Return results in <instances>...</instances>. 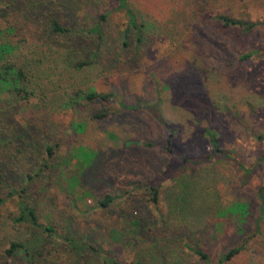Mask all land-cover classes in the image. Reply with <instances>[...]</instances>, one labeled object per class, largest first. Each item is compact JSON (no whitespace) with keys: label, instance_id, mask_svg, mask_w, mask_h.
Returning <instances> with one entry per match:
<instances>
[{"label":"rangeland","instance_id":"1","mask_svg":"<svg viewBox=\"0 0 264 264\" xmlns=\"http://www.w3.org/2000/svg\"><path fill=\"white\" fill-rule=\"evenodd\" d=\"M97 1L98 10L107 16L101 29L118 59L114 69L103 73L100 64L81 71L66 65L63 42L34 37L32 25L39 29L45 18L28 22L0 0V27L21 28L5 38L16 47L9 60L25 69L36 93L29 103L19 102L13 118L20 127L35 120L45 129L37 160L31 163L26 152L19 156L1 142L0 264H29L27 253L35 257V264H103L97 255L76 258L66 239L108 253L113 247L108 241L111 231L123 226L119 207L128 201L113 210L95 205L106 194L121 192L133 194L130 198L142 205L139 214L147 216L157 235L165 226L171 231L179 225L180 242L170 246L167 264L175 259L180 264H205L184 249L185 241L206 252L212 264L229 247L248 241L226 264H264V216L257 197L264 193V0H127L139 23L145 21L150 28L143 44L136 43L132 32L130 49L135 56L130 64L119 40L126 19L114 10L117 0ZM44 13L64 23L68 19L55 9L44 7ZM221 14L254 27H223L216 19ZM91 88L111 97L93 104L77 97L70 103L75 92ZM152 106L174 130L177 155L161 148L165 130L149 110ZM95 112L107 116L93 119ZM208 131L216 133L225 156L208 158ZM50 145L55 149L48 159L45 148ZM81 149L98 154L96 175L84 167ZM46 158L49 167L38 174ZM165 175L174 183L162 181ZM158 179L164 187L157 208L162 219L149 202L148 186ZM10 190L19 194L10 196ZM176 197L189 212L173 207ZM20 202L33 208L41 227L52 232L18 224ZM236 203L247 206L242 220L217 216ZM183 229L195 231L192 240L184 239ZM12 243L22 248L9 259L6 251ZM144 245L148 253H155V243ZM141 247L133 252L114 248L112 253L131 262Z\"/></svg>","mask_w":264,"mask_h":264},{"label":"trees","instance_id":"2","mask_svg":"<svg viewBox=\"0 0 264 264\" xmlns=\"http://www.w3.org/2000/svg\"><path fill=\"white\" fill-rule=\"evenodd\" d=\"M4 7L12 13L19 14L28 22H33V20H42L45 18V24L37 29L34 25L32 32L35 38L39 40H45L63 44L65 48V64L70 63V67L74 70H83L84 68H90L94 65L102 66L100 70L103 72H109L114 69L118 59L113 55L112 42L108 39V36L101 29V23L106 20L107 16L104 15L100 10H98L97 0H4ZM51 11L53 9L59 11L63 16L67 17V22H61L59 19L55 18L53 15H47V13L42 14V10ZM114 10L122 12L125 16V28L119 35V40L121 42L122 48L125 47L126 60L128 64L132 63L131 60L134 59L135 52L131 48V36L132 32H135L136 43L143 44L144 40H147L145 32L150 28L147 27L145 21L139 23L138 16L135 11H133L127 0H117L116 7ZM47 15V16H46ZM91 17L96 18L95 21ZM216 19L223 25V27L231 26H246V29H251L254 26L252 24L238 21L227 15H217ZM96 22V23H92ZM20 27V26H19ZM17 25H7L5 28L0 27V176L3 172V148L1 142L6 141V145H11L16 153L23 157V153H27L29 162H34L37 160L36 152L39 146V140L44 134V126L37 124L35 120H30L25 127H20L14 120V112H17L19 107V102L24 104L29 103L30 99L36 95L35 91L29 86L30 79L28 73L25 69L18 67L17 65L10 62L9 57L16 50V47L9 42L5 41V38L9 35L16 34L17 28L21 30ZM147 27V28H146ZM100 64V65H99ZM79 98L81 101H86V104H93L97 100L107 101L111 97V94L97 93L95 89H89L87 91L75 92L73 99L70 98V103ZM76 106H82L80 101L75 102ZM156 106H152L149 110L153 116L162 124L165 130V140L163 146L161 147L165 153L171 155H177V152L172 147L173 136L175 134L172 127L168 126L159 116ZM107 114L104 113H93L91 117L93 119L105 118ZM76 125V124H75ZM79 127L80 131L84 130L83 125H76ZM207 138L210 142V156H225L224 151H222L218 146V141L216 133L208 131ZM145 148H151L152 145L147 142H142L141 144ZM55 147L47 146L45 148V154L49 159L54 154ZM80 157L84 167H90V171L96 175L97 169L99 171L101 161L99 158H94L98 154L89 153L86 154L82 149L80 150ZM42 160L38 170V174L43 173L44 169L49 166L48 159ZM91 175V174H90ZM91 177L94 178L93 175ZM30 179V177H29ZM162 181H174L175 179L171 175H165L161 178ZM161 179L156 180L154 183L150 182L149 193L151 198H149L150 205L155 209L156 216L162 219V213L159 206L160 196L162 190L164 189ZM76 181H78L76 179ZM75 181V182H76ZM95 181V178L93 182ZM174 183V182H172ZM175 184H179L178 182ZM139 188V187H138ZM264 189V187H263ZM10 196L14 194H19V192L10 190ZM133 197V194H126L121 192L120 194H106L103 198L95 205L96 208L102 210H113L115 207H119L120 204L126 202L128 204L123 207H119L121 211V217L123 219V226L121 225L117 229H113L109 236V242H112V246L108 253H101L99 250H93L92 245H86L78 243L74 245L70 239H66L72 246L74 250V255L76 258L86 259L91 255H97L99 258L102 257L103 264H167L166 261L171 257L170 246L177 247L179 237L177 235V227L171 231L169 227H164L161 231L160 236L152 229V223L147 218L145 214H139L142 205L134 201L133 199L127 200ZM257 197L261 204V215L264 216V193L260 191ZM75 198V196H74ZM181 198L176 197L172 199L173 207L180 212H189L188 209H182ZM185 200V199H184ZM3 200L0 199V204ZM185 204V202H184ZM191 208V207H190ZM18 216L15 221L18 224L26 223L34 229H39L40 231L49 233L52 229L49 227H41L37 221V216L33 208L24 202L19 204ZM247 206L236 203L224 211L217 213V216H226L227 214L237 216L239 220H242L247 213ZM182 224H180L181 226ZM193 229V228H192ZM195 231L192 233L188 229H183L184 239L188 241L192 240ZM50 236V234H49ZM187 236V237H186ZM249 240V239H248ZM155 243L153 246L155 253H148L144 244ZM189 242H184V249L197 256L205 264H212L209 255L202 249L197 247H192L188 244ZM248 241H244L236 246L229 247L223 252L219 258L213 264H226L231 261L236 255L244 251ZM142 246L139 251L133 256L131 262L124 261L120 259L118 255L112 253L113 249L116 248L119 252L125 250H134L137 246ZM22 248L21 245L12 243L9 249L6 251V255L9 259L13 258L14 253ZM87 248V249H86ZM27 251V250H26ZM93 251V252H92ZM28 254L29 264H35V257L32 254ZM179 259L171 264H180ZM43 264H57L52 261L44 260Z\"/></svg>","mask_w":264,"mask_h":264}]
</instances>
